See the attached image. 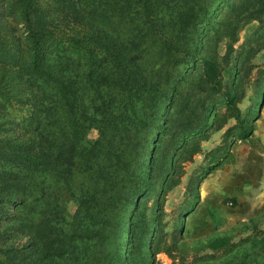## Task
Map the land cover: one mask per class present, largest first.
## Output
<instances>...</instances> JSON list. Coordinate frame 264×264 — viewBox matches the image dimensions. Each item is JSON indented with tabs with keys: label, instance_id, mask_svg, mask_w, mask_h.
Masks as SVG:
<instances>
[{
	"label": "rangeland",
	"instance_id": "374dc122",
	"mask_svg": "<svg viewBox=\"0 0 264 264\" xmlns=\"http://www.w3.org/2000/svg\"><path fill=\"white\" fill-rule=\"evenodd\" d=\"M157 1L164 10L163 15L168 17L172 13V22L180 13L182 23L177 18L174 24L175 41L198 57H210L217 63L222 90L236 96L241 117L251 121L264 88V14H255L254 19L244 23L242 8L237 9L238 0ZM30 2L29 20H25L19 16L17 0H0V264L22 263L26 229L31 219L35 223L39 221L43 207H48L58 223L62 218L71 220L76 208L74 197L87 180L77 158L66 160L71 150V136L59 100L42 91L39 79L26 75L29 54L26 35L29 28L36 26L34 10L45 13L47 18L49 14L57 15L47 24L54 35L61 37L64 44L69 38L76 39L96 57L91 68L97 71L88 74L81 51L71 53L55 48L49 57L55 72L69 80L75 92L83 145L95 140L98 132L108 129L107 118L114 115L113 108L119 101L129 115L135 112L128 129L145 120L132 137L136 151L144 147L143 160L156 131L160 130L154 142L149 185L142 183L137 187V192L143 187L146 192L138 200L133 232L128 241L121 240L125 263L140 264L136 246L141 236L152 229L142 247L144 251L157 248L154 264H262L264 256L260 251L244 247L264 236V186L253 187L258 176L264 178V167L246 158L240 162V170L246 172L250 183L249 192L255 197L244 198L239 205L231 204L227 184L222 191L211 188L206 191L209 181L229 175L228 165L234 164V149L243 140L230 141L223 137V131L234 123L228 118L220 129L211 128L206 140L194 141L199 152L180 158V150L174 148L177 138L166 131L169 123L165 127L161 124L165 97L156 98L158 91L166 89L165 52L140 23L135 4H117L114 0H95L91 4L89 0H79L83 15L97 16L87 21L81 16L63 14L51 0ZM199 7L208 13L205 20H201L204 16ZM230 7L236 8L235 11L231 12ZM107 46L113 47L115 55L123 57L124 69L122 77L110 83L106 77L94 80L98 71L105 73L101 68L111 66ZM199 71L198 62L185 60L167 69V91L174 83L175 92L169 93L172 104L166 119H170L180 98L185 96L187 108L196 116L207 123L216 112L218 120L214 126L222 122L225 114L220 95L198 90ZM116 81L119 84L115 85ZM155 108L160 111L157 117L152 115ZM189 110L181 114V119ZM29 139L48 153L68 148L54 165L61 177L52 174L48 164L21 169L10 162L14 156L7 147ZM126 145L123 139L114 141L117 149L122 150ZM218 158L219 166L199 180L201 170ZM171 164L173 171L169 168ZM169 172L170 176L163 182ZM141 175L145 179L144 171ZM42 194L46 202L38 199ZM30 200L33 208L28 210L25 207H29ZM126 204L124 213L129 211L132 198ZM218 237H227V246L208 248V243Z\"/></svg>",
	"mask_w": 264,
	"mask_h": 264
},
{
	"label": "trees",
	"instance_id": "16d2710c",
	"mask_svg": "<svg viewBox=\"0 0 264 264\" xmlns=\"http://www.w3.org/2000/svg\"><path fill=\"white\" fill-rule=\"evenodd\" d=\"M51 1L60 7V11L63 14L68 13L74 18L81 16L87 21H93L97 18V16L95 17L90 13L83 15L80 12L82 3L79 0ZM89 1L91 3L95 0ZM114 1L117 4L121 2L122 4L130 2L135 4L140 23L144 26L147 33L153 35L160 42V47L165 52L166 72L164 82L166 89L156 92V98L159 100L161 96L165 97L164 111L161 113V124L165 127V124L169 123L166 131H170L172 138H177L174 148L180 150V158L185 159L199 152V146L194 141L197 139L206 140L210 129L214 127V130L220 129L228 118H232L234 123L223 131V137L230 138V141L246 139L251 134L252 121L257 116L258 110L251 117V121L246 117H241L236 104V96L222 90L217 63L210 57H198L195 53L188 51L187 48L181 46L182 44L179 45L175 41L177 38L175 37L174 24L177 18H179V23H182L180 13L172 22V13L168 17L163 15L164 10L161 9L157 0ZM239 7L242 8L240 13L244 14V23L254 19L255 14H264V0H238L237 9ZM17 8L19 16L22 19L29 20L31 12L30 0H17ZM187 9L190 10L189 8ZM235 9L233 7L229 8L231 12L235 11ZM198 10L204 16V19L201 20H205L208 17V13L202 7H199ZM33 12L36 17V26L29 28L26 35L29 46L26 75L28 78L39 79L38 85L42 86V91L46 92V95L51 93L53 97L56 96L59 100L62 112L65 113L67 118V130L71 136L69 144V149L71 150L69 154H66L68 156L66 160L70 162V159L73 158L75 161L77 158V162L86 173L87 180L80 185L79 195L74 197L76 208L71 214V220L67 221L62 218L61 223L56 222L53 219L55 218L54 215H51V211H48V207H43L41 217L37 223L31 219V225L29 229H26L25 236H27V239L24 242L23 261L21 264H126L125 255L121 254V240L128 241L133 232V217L137 209L138 200L142 196V192H146L144 187L137 192V187L142 183L149 185L148 175L152 172L154 142H156L160 130L156 131L155 139L147 147L146 157L143 160L142 156L144 154L142 152L144 147H141L140 152L136 151L132 147V144H134L132 137H135V132L143 126L145 120L138 121L136 125L128 129V122L132 120V114L135 112L129 115L124 105H121L119 101L113 108L115 109L112 112L114 115H110L107 118L108 129L98 132L95 140L87 141L83 145L80 142L79 118L81 115L76 105L75 92L71 88L70 81L65 80L62 75L55 72L49 57L54 53L55 48L57 50H69L71 53L81 51L86 62V74L97 71V68H91V62L96 57L90 50L81 47L76 39L69 38L67 43L64 44L60 39L61 37L54 35L53 30L47 24H51L57 15L49 14L47 18L45 13H41L40 10H34ZM109 47L107 46L106 48L111 66L109 68L107 66L101 68L105 70V73L98 71L94 80L99 77H106L107 82L110 83L114 78L118 80L122 77L124 69L121 63L123 62V57L115 55L113 47ZM184 60L185 62L199 63L200 71L197 80L199 91L220 95L224 108L223 114H225L220 124L217 123L218 125L214 126V122L218 120L216 112L213 115V119L209 122L207 121V123L202 117L196 116L192 109L189 110L187 108V97L185 96L180 98V104L177 105L170 119H166L167 111L172 104V95L169 93L172 92L174 94L175 92L174 83L171 84L169 91H167V69ZM116 84H119V82L116 81ZM262 93H264V88L260 96ZM109 105H111L110 101ZM258 105L259 102L256 108H258ZM148 110H151V108ZM188 110L189 112L186 116L181 119V114ZM173 114L175 115L173 116ZM152 115L157 117L160 115V111L158 112L155 108L152 110ZM33 117L34 114L32 113L31 118L33 119ZM138 124L140 126L137 128ZM116 138L126 141L127 145L124 149L121 150L114 147ZM190 141L192 142L189 145ZM7 148L14 156L10 162L15 166L21 169H29L33 166L48 164L47 166H50L48 170L52 174L61 177L54 165L58 157L68 148L61 149L56 153H48L46 152L47 150L37 147L36 143L30 139L22 144L18 143ZM218 160L219 158L211 161L201 170L199 180L219 166ZM170 167V171H173L172 164L169 165ZM143 171L145 172V179L141 175ZM169 176L170 172L165 175L163 182ZM61 179L63 182L66 181L65 178ZM129 198H132V205L129 211L124 213ZM38 199L42 202L47 201L45 194L40 195ZM230 201L231 204H235L234 198L230 197ZM29 202V207L25 208L31 210L33 207H30V205L33 202L32 200ZM151 231L152 229H148L147 234L141 236L140 242L136 246L140 264H154L153 255L158 252L157 248L150 247V249L144 251L142 247L144 239ZM227 244V237H218L211 240L207 246L210 249H217L221 246H227ZM250 248H256L264 256V236L258 237L252 245L244 247V249ZM4 255L6 256V254Z\"/></svg>",
	"mask_w": 264,
	"mask_h": 264
},
{
	"label": "crops",
	"instance_id": "0c3cea01",
	"mask_svg": "<svg viewBox=\"0 0 264 264\" xmlns=\"http://www.w3.org/2000/svg\"><path fill=\"white\" fill-rule=\"evenodd\" d=\"M252 126L251 134L243 141H239L240 145L234 149V164L228 165L229 175H220L219 178L209 181L210 184L206 187V191L210 188L222 191L225 184L229 185L228 189L235 200V205H239L244 198L255 197L249 192L250 183L245 175L246 172L240 170V162L246 158L248 161L264 167V98L257 116L252 121ZM258 185L264 186V178L261 176L256 178L253 187Z\"/></svg>",
	"mask_w": 264,
	"mask_h": 264
},
{
	"label": "water",
	"instance_id": "95a60500",
	"mask_svg": "<svg viewBox=\"0 0 264 264\" xmlns=\"http://www.w3.org/2000/svg\"><path fill=\"white\" fill-rule=\"evenodd\" d=\"M263 98H264V93H262L261 96H260L258 110H259V108H260V106L262 104Z\"/></svg>",
	"mask_w": 264,
	"mask_h": 264
}]
</instances>
